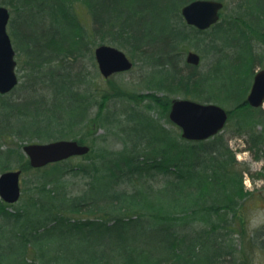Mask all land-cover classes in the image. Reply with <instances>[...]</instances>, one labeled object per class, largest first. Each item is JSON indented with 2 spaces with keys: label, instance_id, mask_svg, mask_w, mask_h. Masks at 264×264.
Returning a JSON list of instances; mask_svg holds the SVG:
<instances>
[{
  "label": "trees",
  "instance_id": "trees-1",
  "mask_svg": "<svg viewBox=\"0 0 264 264\" xmlns=\"http://www.w3.org/2000/svg\"><path fill=\"white\" fill-rule=\"evenodd\" d=\"M190 1L0 0V5L9 6L12 12L8 23L10 37L17 32L16 17L21 14L28 17V30L17 32L23 46H14L15 51L18 58L22 54L26 59L32 77L42 72L46 78L44 85L37 87L30 77L27 89L32 100L28 96L18 97L15 104L7 102L4 106L8 111L16 106L18 113L25 107L28 113L32 111L27 129L5 131L28 142L74 139L75 127L88 123L89 110L84 102L75 101L76 106L82 105L80 120L54 121L56 116L50 114L55 113L54 106L63 102L65 93L76 96L68 78L83 80L85 73L77 68V62L84 60L89 46L104 42L145 62L153 76L151 88L184 97L190 95L202 102H219L224 92L234 105L228 111L235 112L241 130L260 124L261 129L251 133L247 143L251 142L249 148L254 159L264 161V110L252 109L244 101L249 85L241 93L243 86H239L238 80L222 84V78L216 74L225 65L233 73L249 72L252 76L255 67L262 65L264 0H219L224 3L221 20L205 30L187 25L182 18L181 7ZM206 33L212 41L211 66L204 71L195 66L191 70L182 69L181 45L184 42L194 45ZM90 38L94 42L89 45ZM122 113L112 116L109 122L131 124L122 125L119 146L109 156L92 159L88 153L83 156L86 161L77 165L70 166V158L50 163L46 165L49 171L36 177L38 195L30 205L34 212L39 211L44 193L55 211L45 221L30 227V231L41 234L57 224L103 232H136L139 227L154 242L141 257L128 254L125 264H243L238 257L243 246L238 250L228 216L238 215L237 202L247 195L242 184L246 171L244 168L236 171L238 162L223 134L205 140H186L178 132L164 128L150 113L139 110ZM142 120L146 130L134 135L137 138L126 137V128ZM0 126L3 134L2 126L8 127V122ZM10 154L9 149L0 148V173L7 170L5 157ZM19 169L23 172L31 169L26 159ZM77 171L87 181L78 194L71 195L68 179L64 177ZM261 175L264 177V164ZM95 186L108 190L105 201L91 193ZM4 206L0 201V217L6 215L5 219L19 221L25 213L24 209L7 212ZM79 212L85 214L81 219L66 215ZM256 231L250 237L264 252V226ZM15 235L23 236L24 230L18 229ZM257 235H263L262 239ZM249 254L245 251L244 264H250ZM20 263L35 264L25 254Z\"/></svg>",
  "mask_w": 264,
  "mask_h": 264
},
{
  "label": "rangeland",
  "instance_id": "rangeland-1",
  "mask_svg": "<svg viewBox=\"0 0 264 264\" xmlns=\"http://www.w3.org/2000/svg\"><path fill=\"white\" fill-rule=\"evenodd\" d=\"M7 7L11 18V9L9 6ZM27 19L28 17L24 14L17 16L14 31L18 32L21 30L26 32L28 30ZM7 30H9L8 27ZM17 32L11 36L13 47L23 46V42ZM93 40L92 38L89 39V45L94 42ZM102 43L104 42H96L93 46H89L84 60L77 62V65L80 66H77V68H81L84 71L85 77L83 80H79L73 76L68 78V82H72L75 87L76 96L73 97L69 93L64 94L63 102L58 107L54 106L53 110L55 113L50 114L56 116L54 121L80 120L83 116V112H81L82 105L76 106V102H84L89 110L88 123L82 122L75 127L74 131L77 135L74 140L90 146L88 153L92 155V159L95 157L101 158L104 154L109 156L118 148V142L121 140L120 136L123 133L122 125H130L131 123L121 121L116 125L113 120L112 122L109 121L112 116L122 115L123 111L139 110L150 113L164 128L171 130L173 133L178 132L180 134V129L168 117L171 100L174 98L197 100L199 98L190 95L184 97L182 94H172L165 90L151 88L153 76L151 75L149 66L145 62H142L139 57L132 56L126 51L124 52L134 63L132 68L104 78L98 70L94 57V48ZM211 44V37L207 33L202 34L194 45L184 42L180 47L181 59L183 60V63L180 65L182 69L191 70V67L195 66L198 70L204 71L209 68L214 57ZM189 50H193L199 54L200 62L197 65L185 62V55ZM15 59L17 61L16 72L18 83L12 91L4 94L0 93V125L2 122H8V127L2 126L4 131L3 134H0V148L1 150L9 149L11 151V154L7 158L5 157L8 166L7 170L19 169L22 164H25V159L28 161V157L22 147L25 143L29 142L20 141L16 135L10 134L5 130L21 127L26 130L27 126L32 122V111L28 113L25 110L26 107L24 111L22 110V113H18L16 106H13L10 111L4 108L7 102L15 104L18 97L28 96L31 100L33 98L27 89L28 84L31 83L30 77H32L28 72L29 65L22 54L18 58L16 53ZM262 67H264V59L262 65L255 67L253 75ZM43 74L42 72L33 74L32 78L35 79V86L44 85L46 78L43 77ZM216 74L222 78L220 80L222 84L234 83L235 80H238L239 86H243L240 90L241 93L245 92L247 85H249L244 94L245 101L253 75L251 76L249 72L233 73L225 65L218 72L216 71ZM221 99L219 102H212L219 104L227 109V111L234 107L224 92ZM199 100V102L203 101ZM243 107L245 105L240 106L241 109ZM146 108H149V111ZM261 109L264 110V103ZM38 110L42 112L43 108L38 107ZM141 122L138 125L136 124V126L132 124L130 127H127L125 130L126 137L137 138L136 136L143 133L146 130V125L144 120ZM260 129L261 126L258 124L252 127L247 126L246 129L241 130L235 112L231 113L228 111V121L219 132L223 134L228 148L234 153L235 160L238 162L236 164V171L242 168L246 171L243 174L242 184L244 192H247V195L243 201L237 202L239 205L238 215L228 216V219L231 220V224L234 226L232 236L238 250L243 246L242 253L238 255L239 261L243 264L246 262L244 260L245 251L250 253L248 255L250 256V264H264V252L260 251V244L255 240L253 241L250 237V234H254L258 228L261 229L264 226V177L261 175L264 161L263 159H254L249 148L251 142L247 143L249 135ZM51 133H53L52 129ZM237 133L239 134L236 135ZM34 142H46V140ZM83 156L71 157L68 160V164L71 166L84 163L86 160ZM45 167V169H43L44 166L39 167V170L32 169L31 167L27 171H21L19 179L21 194L16 202L6 203L0 198L7 212L13 213L17 210H25L24 215L19 221H12L10 218L5 219L6 215L0 217V264H21L20 262L24 254L35 264H125L124 259L128 254L134 257H141V254L145 255L147 253L148 250H145L154 241L151 237L145 236L139 227H136V232L128 230L103 232L97 231L94 228L73 229L63 224H57L46 229L41 234L31 232L30 227L39 221H45L55 211V208L51 206V200L44 193L41 194L44 204L39 211L34 212L35 208L30 205L31 201L35 200L38 195L36 191L37 184L34 182L36 177L49 171L50 167L46 165ZM72 174L74 176L67 174L64 178L68 179L67 189L71 191V195H76L85 187L84 183L87 181V177L82 176V173L78 171L72 172ZM231 174H233V169L231 170ZM107 192L108 190L105 187L98 186H95L91 190L92 194L104 198L101 201H105ZM66 215L77 219L85 216V214L80 212L67 213ZM20 228L24 230V235H15V232ZM259 236L262 239L263 235ZM259 236L257 235V237ZM246 240H250L251 243H247Z\"/></svg>",
  "mask_w": 264,
  "mask_h": 264
},
{
  "label": "water",
  "instance_id": "water-1",
  "mask_svg": "<svg viewBox=\"0 0 264 264\" xmlns=\"http://www.w3.org/2000/svg\"><path fill=\"white\" fill-rule=\"evenodd\" d=\"M223 2L219 0H192L181 7V15L186 24L197 30L208 29L217 23ZM9 10L0 5V93L11 91L18 83L15 50L7 31ZM94 57L98 70L104 78L118 72L128 71L133 61L120 48L110 44H99L94 48ZM200 56L189 51L186 62L197 65ZM249 105L258 107L264 102V67L253 75L246 97ZM169 120L180 129V135L186 140H205L220 132L228 119V112L213 102H198L188 98L171 100ZM32 168L66 160L72 156H81L89 152L90 147L74 139H55L46 142H29L23 145ZM21 170H6L0 173V198L6 203L16 202L21 194L19 184Z\"/></svg>",
  "mask_w": 264,
  "mask_h": 264
},
{
  "label": "bare ground",
  "instance_id": "bare-ground-1",
  "mask_svg": "<svg viewBox=\"0 0 264 264\" xmlns=\"http://www.w3.org/2000/svg\"><path fill=\"white\" fill-rule=\"evenodd\" d=\"M189 51H193V50H189ZM189 51H188V52H189ZM188 52H187V53H188ZM194 52H195V51H194ZM187 53H186V55H187ZM196 53H197V52H196ZM197 54H198V53H197ZM186 55H185V62H186ZM198 55H199V54H198ZM129 58H130V57H129ZM130 59H131V58H130ZM199 62H200V61H199ZM186 63H188V62H186ZM188 64H190V63H188ZM191 65H193V64H191ZM188 99H190V98H188ZM191 100H192V99H191ZM193 100H194V99H193ZM195 101H197V100H195ZM198 102H199V101H198ZM89 147H90V146H89ZM89 151H90V150H89Z\"/></svg>",
  "mask_w": 264,
  "mask_h": 264
},
{
  "label": "flooded vegetation",
  "instance_id": "flooded-vegetation-1",
  "mask_svg": "<svg viewBox=\"0 0 264 264\" xmlns=\"http://www.w3.org/2000/svg\"><path fill=\"white\" fill-rule=\"evenodd\" d=\"M245 102L247 103V100H246V99H245ZM247 104H249V103H247ZM249 106H250V105H249ZM251 108L254 109V107H252V106H251Z\"/></svg>",
  "mask_w": 264,
  "mask_h": 264
}]
</instances>
